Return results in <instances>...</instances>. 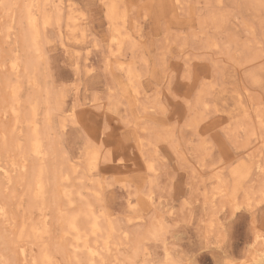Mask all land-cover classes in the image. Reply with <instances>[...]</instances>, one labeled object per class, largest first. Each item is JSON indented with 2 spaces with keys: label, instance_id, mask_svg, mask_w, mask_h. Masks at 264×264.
Here are the masks:
<instances>
[{
  "label": "rangeland",
  "instance_id": "obj_1",
  "mask_svg": "<svg viewBox=\"0 0 264 264\" xmlns=\"http://www.w3.org/2000/svg\"><path fill=\"white\" fill-rule=\"evenodd\" d=\"M44 8L62 147L76 170L102 184L99 211L140 235L119 250L130 253L138 241L137 264H264V0H47ZM3 13L0 87L14 79L20 52V25ZM20 85L26 111L30 88ZM13 118L0 111L5 139ZM12 154H0V177L15 178L5 164ZM14 190L20 226L29 202ZM32 216L56 236L53 213ZM148 225H162L161 239L145 236ZM25 242L37 256L33 240ZM108 264L121 262L111 256Z\"/></svg>",
  "mask_w": 264,
  "mask_h": 264
},
{
  "label": "bare ground",
  "instance_id": "obj_2",
  "mask_svg": "<svg viewBox=\"0 0 264 264\" xmlns=\"http://www.w3.org/2000/svg\"><path fill=\"white\" fill-rule=\"evenodd\" d=\"M45 1L47 0H1L0 2V8L3 12L7 15H12L14 21L21 28H19L20 34L17 37L18 43H20V52L17 54H21V56L18 55V57L13 58L14 61L12 62L10 71L15 77L13 80L8 77L6 83L4 82L0 87V111H10L14 117L12 124L9 126L10 128H8L10 130L9 139L7 137L5 139L3 136L5 133L2 135L0 132V154L7 152V155H9L6 156L9 157L13 153L12 156L14 157H10L9 161H7L8 159L5 160V164L9 168L14 167L16 174L14 179H10V176L0 177V264H59L58 256L56 257L55 253L61 254V258L63 256L62 260L67 259L69 261L68 264H81V261H85L86 264H108L111 256H114L121 264H137L136 258H138L141 252V246L138 241H136V246L133 247L130 253L127 251L122 253L118 246L124 247V245L126 246L124 243L139 239L138 236L140 235H137V233L133 236L124 234L120 231L114 218L112 220L104 212L99 211L97 207L100 205V200H102L100 197L102 190H100V186L102 184L93 183V180L89 181V177L80 173V168V170H76L70 163L69 156L67 157L66 155L67 151L65 152L62 147L54 121L55 118H53L55 111L61 109L59 100L61 97L54 95V91L47 80L48 75L46 72L48 63H46L47 59L43 46V31L52 18L44 8ZM57 8L59 10L58 6ZM58 16L57 18H59ZM6 22L9 21L7 20ZM58 23L60 24L59 21ZM73 24L75 25L76 21ZM7 26L9 27V25ZM8 27L6 30H8ZM57 27L59 29V26ZM246 63L248 62L246 61ZM9 80L12 82L8 85ZM21 82L27 83L30 88L26 100L28 103L26 111H21V93L19 92L22 88H20ZM10 88L12 91H10ZM18 92L20 96L17 95ZM38 111L41 114V122L37 116ZM262 113L264 114V112ZM69 117L67 116L68 119ZM191 120H193L192 117ZM19 123L24 125L23 128L25 130L22 128L23 125L21 126L24 131L23 135L18 132ZM110 141L111 143L113 142V140ZM109 152L112 153V150ZM256 180L258 179L256 178ZM15 186L21 187L24 191L22 195L29 202V206L25 202L26 207L28 206L29 208L25 213L23 212L24 216L20 222V226L17 223L18 217L14 216L12 212L13 204L17 198L15 196ZM262 192L264 191L262 190ZM17 206L21 208L22 205ZM22 208L25 210L24 207ZM36 209L37 211L46 210L53 213L58 223V231L57 234L55 233V237L51 233V228L47 227V222L45 223L41 220L42 223H37L36 220L34 221L32 214L33 210ZM135 220L137 219L135 218ZM148 227L150 226L148 225ZM162 231V225H157L153 229L150 227L145 236L149 240L151 237L156 238V240L161 239ZM68 236L73 238V243H70V245H68ZM145 236H141L140 238H145ZM26 239L33 240V244L39 248L37 256H31V253L28 252L29 247L27 242H25ZM52 239L53 242L50 243ZM71 244L74 252L72 251ZM67 247H71V252L73 253L68 252L72 255H68ZM166 257H168V254Z\"/></svg>",
  "mask_w": 264,
  "mask_h": 264
}]
</instances>
